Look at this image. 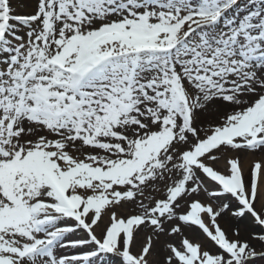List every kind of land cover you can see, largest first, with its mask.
<instances>
[{"label":"snow or ice","instance_id":"snow-or-ice-1","mask_svg":"<svg viewBox=\"0 0 264 264\" xmlns=\"http://www.w3.org/2000/svg\"><path fill=\"white\" fill-rule=\"evenodd\" d=\"M0 264H264V0H0Z\"/></svg>","mask_w":264,"mask_h":264},{"label":"rangeland","instance_id":"rangeland-1","mask_svg":"<svg viewBox=\"0 0 264 264\" xmlns=\"http://www.w3.org/2000/svg\"><path fill=\"white\" fill-rule=\"evenodd\" d=\"M251 160H252L251 156L242 157V164L246 167Z\"/></svg>","mask_w":264,"mask_h":264}]
</instances>
